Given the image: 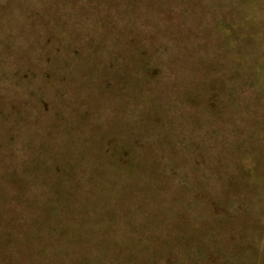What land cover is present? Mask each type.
<instances>
[{"label":"rangeland","instance_id":"rangeland-1","mask_svg":"<svg viewBox=\"0 0 264 264\" xmlns=\"http://www.w3.org/2000/svg\"><path fill=\"white\" fill-rule=\"evenodd\" d=\"M0 264H264V0H0Z\"/></svg>","mask_w":264,"mask_h":264}]
</instances>
